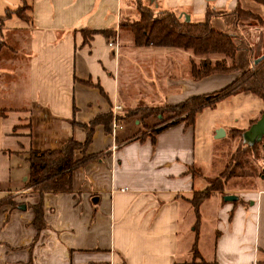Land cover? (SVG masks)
Wrapping results in <instances>:
<instances>
[{
	"label": "crops",
	"instance_id": "1",
	"mask_svg": "<svg viewBox=\"0 0 264 264\" xmlns=\"http://www.w3.org/2000/svg\"><path fill=\"white\" fill-rule=\"evenodd\" d=\"M138 1L229 34L240 71L195 80L191 51L134 45L124 26L140 19ZM21 6L24 17L5 15ZM237 8L264 21L256 0H0V264H264V172L256 188L214 191L198 218L190 201L226 158L209 147L225 127L200 113L249 92L154 135L130 113L220 90L252 54H263L264 24L240 25ZM136 65H150L147 77ZM115 105L122 127L112 135L95 126L86 149L93 159L73 169L70 191L42 195L46 226L37 231L31 205L40 195L26 185L27 153L84 142L85 129L73 122ZM262 111L223 136L248 130ZM226 194L238 199L225 201Z\"/></svg>",
	"mask_w": 264,
	"mask_h": 264
},
{
	"label": "trees",
	"instance_id": "2",
	"mask_svg": "<svg viewBox=\"0 0 264 264\" xmlns=\"http://www.w3.org/2000/svg\"><path fill=\"white\" fill-rule=\"evenodd\" d=\"M264 5V0H256ZM28 6H21L14 11L8 10L6 16L15 13L24 17L23 11ZM137 10L140 19L124 26L131 34L133 44L136 46L152 45L160 47H174L183 50H189L196 60H191L190 75L198 80L213 73H235L240 68L235 64V55L238 51V45L233 41L229 34L213 29L207 21L192 22L184 17L177 15L173 11H160L153 13L147 6L137 2ZM237 22L240 25H246L249 22L264 24V21L256 14L237 8L235 11ZM208 12V16H209ZM123 27V26H122ZM85 33V32H84ZM91 32L89 31L88 34ZM218 56L211 60L209 56ZM248 91L261 98L264 104V58L254 63L249 58L248 66L228 85L212 93L205 95L192 96L180 104L174 106L158 107H138L130 111L132 115H137L141 111H146L145 115L137 117L142 124L143 129L151 127L145 119L152 116L163 117V111L170 110V116L161 119L153 124L155 130L151 135L179 122L185 125H191L194 122L195 114L204 106H212L216 101L222 99L233 92ZM184 114L183 117H181ZM264 114V109L262 111ZM180 117V118H179ZM112 120V113L99 114L87 123L73 122L85 129L86 139L84 142H77L73 138L67 140L57 149L30 150L26 155L29 165L28 180L26 185L40 195L37 203L31 205L35 213L33 225L37 231L46 226L43 220V202L42 195L46 192L70 191L72 189V171L73 169L93 159L92 154H87L86 149L91 142L94 128L102 124L106 131L109 130ZM244 131L240 129L233 130V134L238 133L242 137ZM234 136V137H235ZM260 143V142H259ZM241 144L232 153L231 163L227 168L221 171L215 177L206 178L207 186L202 191H196L191 197V204L198 218L199 205L214 191H223L229 178L233 175L234 167L241 161H237L246 154H251L256 158L264 157V142L259 144ZM77 152L81 157L76 159ZM95 157V156H94ZM236 161V162H235ZM230 166V167H228ZM233 167V169H232ZM229 171L225 175L227 169ZM231 169V170H230ZM263 173L260 170V175ZM2 202H0L1 204Z\"/></svg>",
	"mask_w": 264,
	"mask_h": 264
},
{
	"label": "rangeland",
	"instance_id": "3",
	"mask_svg": "<svg viewBox=\"0 0 264 264\" xmlns=\"http://www.w3.org/2000/svg\"><path fill=\"white\" fill-rule=\"evenodd\" d=\"M257 24V23H256ZM165 48H174V47H165ZM149 51L152 52V49H149ZM151 54V53H148ZM180 54H184V53H180ZM252 60L257 57V55H253L252 54ZM211 58V60H214L215 58H217L218 56L215 55H211L209 56ZM198 60V59H197ZM236 64V61H235ZM237 65V64H236ZM135 68H141V72L138 71L142 74L143 77H147V70L145 71V68H151L150 65L149 66H135ZM240 71V70H239ZM241 92V91H239ZM233 97H229L227 99H224L222 101H220L219 103L216 104V106L209 108V109H205L204 111H202L199 115V118H206V120H210L209 123L212 122V120H218L220 121V123L222 124V126H224L225 128H218L219 129H227V128H232V127H240V126H244L248 119L251 118L254 115H259L260 111L264 109V104L263 101L261 100L260 97H258L257 95L249 92L243 95H239V94H234L232 95ZM137 113L138 118L141 117L142 115L146 114V111H141ZM164 115L162 118H157V117H150L146 120V123H148L149 126L148 128H145L144 130L148 131V132H153L155 130V126H152L153 124L157 123L158 121H162L161 119L163 118H167L168 116H170V110H164L163 111ZM184 114L181 116L183 117ZM261 117V116H260ZM258 117V118H260ZM180 118V117H179ZM257 118V119H258ZM130 119H128L129 121ZM127 121V124H128ZM203 122L205 123V120H203ZM132 124V123H131ZM129 128V125L128 127ZM217 130H215L214 134L212 135V142L210 143L209 147L211 152L218 150V152L223 155V157H226L225 159L222 160V164H218V162L216 163L215 167L217 166L216 170H214V168H212L213 170H209V173L211 172V174L213 175V177L217 176L221 171H223L224 169L227 168V165L233 166L231 163L232 160V153L237 149V147L241 146V144L243 145V138L236 133L232 135H229L228 133L225 136H222L220 138H215L216 132ZM237 138H235V137ZM199 140V138H197V141ZM264 142V137L262 139V141L259 143H263ZM212 146V147H211ZM197 143H196V148H197ZM227 155V156H226ZM239 159L237 161H241V164H237L234 169V173L233 175L229 178L228 183L226 184L224 190H228V189H232V188H256L258 186L259 181L261 180V175H260V170H261V158H256L251 154H246L245 157H238ZM236 162V161H235ZM228 166V167H230ZM233 169V167H232ZM231 170V169H230ZM263 170V168H262ZM229 171V168L227 169L225 175L227 174V172ZM264 172V170H263ZM11 199L10 197L8 199L5 200V203H10ZM209 202V201H208ZM14 203V202H12ZM15 205V203H14Z\"/></svg>",
	"mask_w": 264,
	"mask_h": 264
},
{
	"label": "water",
	"instance_id": "4",
	"mask_svg": "<svg viewBox=\"0 0 264 264\" xmlns=\"http://www.w3.org/2000/svg\"><path fill=\"white\" fill-rule=\"evenodd\" d=\"M184 16L186 20H190L188 15L185 14ZM263 58H264V53L261 54L260 56L255 57L253 61L254 63H257ZM223 135H224V130L219 129L217 130L215 137L220 138ZM263 137H264V114H262L261 117L256 122L252 123L248 130L242 133L244 144H249V145L261 142ZM237 199L238 196L234 194H226L223 196V200L225 201H233ZM25 207L26 206L24 204L20 205V208L22 209H25Z\"/></svg>",
	"mask_w": 264,
	"mask_h": 264
},
{
	"label": "built area",
	"instance_id": "5",
	"mask_svg": "<svg viewBox=\"0 0 264 264\" xmlns=\"http://www.w3.org/2000/svg\"><path fill=\"white\" fill-rule=\"evenodd\" d=\"M108 46L115 47L117 49V42H108ZM120 110H122V107L120 105L113 106L112 120H111V123H110V131H111L112 135L115 134V131L118 128L122 127L121 122L119 120V116H118ZM262 164L264 165V159L262 160Z\"/></svg>",
	"mask_w": 264,
	"mask_h": 264
}]
</instances>
